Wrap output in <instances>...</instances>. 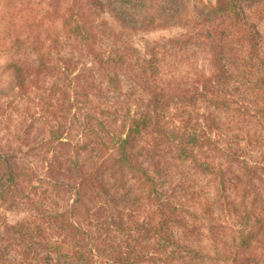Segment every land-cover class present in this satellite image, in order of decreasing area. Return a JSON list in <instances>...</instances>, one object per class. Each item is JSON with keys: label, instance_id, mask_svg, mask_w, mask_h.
I'll return each mask as SVG.
<instances>
[{"label": "trees", "instance_id": "1", "mask_svg": "<svg viewBox=\"0 0 264 264\" xmlns=\"http://www.w3.org/2000/svg\"><path fill=\"white\" fill-rule=\"evenodd\" d=\"M136 1L140 0L127 2L134 6ZM234 1L218 0L213 10L221 14L218 23L198 27L195 32L210 52L216 72L204 75L199 88H194L195 96L185 94V99L196 97L199 106L195 116L192 109L178 106L176 117L182 124L175 129H168L164 120L168 96H172L165 92L167 87L154 91L145 108L133 114L123 111L121 99L111 102L104 95L103 81L117 88L120 67L105 52L92 50L101 71L97 75L90 71L72 78L68 65L58 72L46 55L38 58V65L25 62L15 67L19 94L27 95L41 81H53L47 87L48 98L35 103H49V113L37 117L39 112H32V106L26 104V117L31 118L26 128L12 132L16 137L7 130L10 144L4 149L17 152L4 154L0 149V204L6 209L20 205L27 210L21 221L0 226V264L204 260L205 255L185 248L167 231L169 224L181 228L183 234L203 225L213 231L229 226L230 244L225 241L214 251L231 264H264V161L251 163L250 155L238 147L241 136L234 130L233 117H220L235 101L232 88L238 89L241 81L252 85L257 100H248L250 105L239 103L238 109L256 104L253 101L258 98L264 109V52L259 51L257 34L246 18L240 19L239 12L234 15ZM258 1L252 11L264 20V0ZM166 3L161 24L186 25L190 6L186 3L183 13L180 0ZM76 7L78 12L80 7ZM206 15L211 14L207 11ZM65 21L71 31L79 29L78 37L87 38L93 32L72 7ZM234 79L238 84L231 86ZM0 111L6 113V109ZM122 116L124 121L118 127L116 122ZM38 118L43 119L42 135L38 129L33 131ZM22 145L28 146L24 155L31 154L42 163L44 176L37 175L36 166L18 154ZM260 145L264 153V140ZM185 164L210 175L208 179L217 183L218 191L225 188L226 173L232 172L236 198L221 190L215 201L191 199L192 180L182 176L173 183L169 178ZM212 205L224 212L225 224L212 222Z\"/></svg>", "mask_w": 264, "mask_h": 264}, {"label": "rangeland", "instance_id": "2", "mask_svg": "<svg viewBox=\"0 0 264 264\" xmlns=\"http://www.w3.org/2000/svg\"><path fill=\"white\" fill-rule=\"evenodd\" d=\"M127 1L0 0V109H6L4 114L0 111V149L4 154L17 152L15 149H9L8 152L4 149L10 144L7 140L10 138L7 130L11 133L22 128L24 130L26 124L31 121L29 115L26 117L24 110L26 104L32 106V112H39L37 117H40L42 112L49 113V103L38 105L35 103L48 98L50 92L47 87L51 85L53 79L41 81L43 84L40 86L34 84L33 90L27 95L19 94L18 86L14 84L15 67L24 65L25 62L38 65V58L41 55H46V61L55 64L58 72L62 66L68 65L71 69L70 77L74 78L79 73L89 74L90 71L96 75L101 73L92 50L105 52V56L108 54L114 56L120 67L117 68L119 74L117 88H111L110 83L104 80L103 86L107 88L104 95H107L111 102L114 98L125 102L121 104L123 111H130L133 114L136 110H142L154 91L167 87L165 92L168 95L172 94L171 97L166 94L169 98L164 115L167 128L175 129L181 126L182 123L176 117L178 106L185 107L186 110L192 109L190 113L195 116L199 103L194 97L196 95L194 88H199L204 75H210L215 71V64L211 62L210 52L204 42L197 40L194 35L198 27L218 23L217 16L221 14L213 11L218 0H180L183 4V13L186 12V3L190 6L187 10L189 18L186 19V25L169 21L161 24L165 22L163 17L165 13H162V10L168 7L166 0H140L136 1V6H133V2ZM257 1L235 0L232 10L235 9L234 15L240 13V19L246 18V24L257 34L259 51L264 52V20L258 13L252 11L253 7L261 2ZM69 6L74 8L76 17L81 22L92 28L90 37L76 36L79 29L71 31L68 22L65 21V17L69 15ZM76 6L80 7L78 12ZM207 11L211 14L209 17L206 15ZM167 17L171 20V16ZM234 80L231 81V86L236 85L237 79ZM238 85V89L232 88L235 101L226 111L221 112L220 117L226 119L228 116L233 117L234 130L241 136L238 147L242 148V153L250 155L251 163L256 164L255 161H264L260 145L264 140V109L260 104L262 103L260 98H258L260 102L253 101L256 104L249 106L252 102L249 103L248 100L256 99L252 96L251 84L241 81ZM186 93L194 94L193 99H185ZM54 102L57 104L56 100ZM245 102H248V107L239 110L237 105ZM3 118L5 119L1 121ZM42 121L43 119L38 118L33 125V131L38 129L41 135ZM123 121L124 117H119L116 122L118 127ZM77 129L78 126L75 130ZM45 134H49L48 128ZM15 142L13 144L16 148L19 141ZM27 149L28 146L22 145L18 154L26 162L30 161L36 166L37 175L44 176L42 163L31 154L24 155ZM234 169L237 170L235 166ZM262 174L264 176V173ZM182 176L192 180L195 185L188 193L191 199L208 198L215 201L216 194L222 191L229 198H236L232 172L226 173L225 188L219 191L216 189L217 183L208 179L210 175L199 174L187 164L169 178L175 183L177 178ZM67 196L70 199L72 194ZM212 209L215 215L212 222L225 224L224 212L214 205ZM26 214L27 210L23 206L6 209L5 205L0 204V226L13 225L21 221ZM167 231L185 248H193L199 254L205 255L204 260L203 257H196L195 261L191 259V263H188L185 259H180L175 264H231L224 256L214 251L215 247L221 248L225 241L230 244L229 226L213 231L209 225H203L197 230L183 234L181 228L169 224Z\"/></svg>", "mask_w": 264, "mask_h": 264}]
</instances>
